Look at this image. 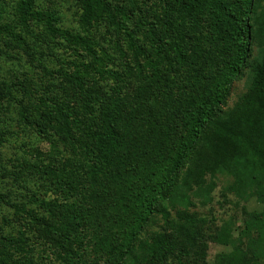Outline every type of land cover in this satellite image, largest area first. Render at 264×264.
I'll return each instance as SVG.
<instances>
[{
    "label": "trees",
    "instance_id": "trees-1",
    "mask_svg": "<svg viewBox=\"0 0 264 264\" xmlns=\"http://www.w3.org/2000/svg\"><path fill=\"white\" fill-rule=\"evenodd\" d=\"M82 1L142 62L106 91L39 61V78L0 82V119L14 106L59 154L0 164L14 216L1 215L0 264H264V0ZM35 2H19L20 26L0 24L1 59L54 50L26 46L30 19L54 15ZM218 187L235 213L210 237L227 250L208 260L191 210Z\"/></svg>",
    "mask_w": 264,
    "mask_h": 264
},
{
    "label": "rangeland",
    "instance_id": "rangeland-1",
    "mask_svg": "<svg viewBox=\"0 0 264 264\" xmlns=\"http://www.w3.org/2000/svg\"><path fill=\"white\" fill-rule=\"evenodd\" d=\"M22 0H0V24L17 22L21 25L22 18H19V2ZM36 9L53 13L52 20L44 19L42 22H36L30 19V30L28 34L22 33L27 44L45 48V42L52 44L55 42L52 53L29 62L25 56H21L19 61H9L0 58V82L7 84L16 83L17 78L23 79L25 74H34L37 70L38 61L45 64L52 73L66 71L74 72L76 75L84 77L81 80L97 81L103 87V91L112 89L117 83L112 75L126 76L131 72V67L136 66L137 62H142L138 55L133 54L126 44H120L118 47L125 54L118 52L117 46L112 45L110 33L105 29L103 16L100 17L93 8L91 9L82 0H36ZM15 21V22H14ZM48 21V22H46ZM55 29L66 30L67 33L60 37L50 36L45 25L50 24ZM46 23V24H44ZM32 29V34L31 33ZM54 39V40H53ZM128 49V51H127ZM28 51V50H27ZM127 51V53H126ZM20 52H23L20 50ZM113 72V73H112ZM117 73V74H116ZM41 73H36L38 75ZM86 77V78H85ZM39 78V77H38ZM241 83H235V92L230 98V104L235 100V94L240 90ZM18 110L13 106L1 113L0 119V160L1 165H9L7 159L26 158L31 160L44 157H59L57 150L53 149L51 144L36 134L31 128L25 127L18 117ZM58 155V156H57ZM6 159V161H5ZM12 161V160H11ZM5 162V163H4ZM8 187L7 180H1L0 192H5ZM218 187L213 193L211 204L200 206L197 205L191 210L193 216L197 219H205L202 226V235L207 244V258L211 260L216 253L226 251L227 249L213 242L210 237L216 226L222 219L235 213L230 204H227L220 196ZM250 209L255 208V204H249ZM10 217L13 211H7ZM7 214L0 207L1 215ZM7 214V215H8ZM0 226L2 222L0 221ZM178 257V256H177ZM192 254L187 257L177 259L172 256L166 264H192ZM179 258V257H178Z\"/></svg>",
    "mask_w": 264,
    "mask_h": 264
}]
</instances>
